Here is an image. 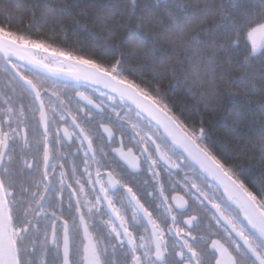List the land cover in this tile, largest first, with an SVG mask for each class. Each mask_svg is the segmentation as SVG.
Here are the masks:
<instances>
[{"label": "snow or ice", "instance_id": "snow-or-ice-1", "mask_svg": "<svg viewBox=\"0 0 264 264\" xmlns=\"http://www.w3.org/2000/svg\"><path fill=\"white\" fill-rule=\"evenodd\" d=\"M258 33L264 0H0V264H264Z\"/></svg>", "mask_w": 264, "mask_h": 264}, {"label": "trees", "instance_id": "trees-1", "mask_svg": "<svg viewBox=\"0 0 264 264\" xmlns=\"http://www.w3.org/2000/svg\"><path fill=\"white\" fill-rule=\"evenodd\" d=\"M130 29H124L122 30L125 34ZM98 33H100L99 29H96ZM99 39H103L102 33L98 36ZM254 71L259 72L260 71V65L257 63L254 67ZM233 75H239V73H233ZM168 86V82L165 81V87ZM170 96L172 99L176 100L177 103L183 105L184 103H187V101L184 98V88H183V80H180L177 84V88L173 90V92L170 93ZM231 110V102L228 101L227 98H224L222 100V107L218 111L212 112L209 116L206 117V119L209 120V126L213 132V138L219 145L222 151L225 153H232L233 151V145L230 142L231 138L226 134L227 128L231 125V119L229 116V111ZM189 115L191 118L195 119L198 116V113L196 109L193 107L190 110ZM259 178L258 171L256 172L253 179Z\"/></svg>", "mask_w": 264, "mask_h": 264}, {"label": "rangeland", "instance_id": "rangeland-1", "mask_svg": "<svg viewBox=\"0 0 264 264\" xmlns=\"http://www.w3.org/2000/svg\"><path fill=\"white\" fill-rule=\"evenodd\" d=\"M255 42L257 47H260L261 45H264V34L258 33L255 37Z\"/></svg>", "mask_w": 264, "mask_h": 264}, {"label": "flooded vegetation", "instance_id": "flooded-vegetation-1", "mask_svg": "<svg viewBox=\"0 0 264 264\" xmlns=\"http://www.w3.org/2000/svg\"><path fill=\"white\" fill-rule=\"evenodd\" d=\"M28 54L29 55H33L34 54V55H37V56L42 55V54H39V53H33L31 51H29ZM3 67H4V62H3V59H2V54H0V77H2V75H3V72H2Z\"/></svg>", "mask_w": 264, "mask_h": 264}, {"label": "water", "instance_id": "water-1", "mask_svg": "<svg viewBox=\"0 0 264 264\" xmlns=\"http://www.w3.org/2000/svg\"><path fill=\"white\" fill-rule=\"evenodd\" d=\"M28 54V53H27ZM29 55V54H28Z\"/></svg>", "mask_w": 264, "mask_h": 264}]
</instances>
